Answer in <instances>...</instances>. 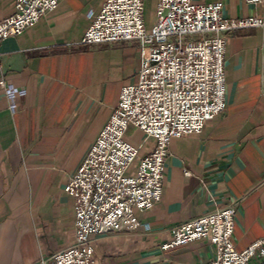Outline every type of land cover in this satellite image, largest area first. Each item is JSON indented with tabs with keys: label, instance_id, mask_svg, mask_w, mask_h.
<instances>
[{
	"label": "crops",
	"instance_id": "obj_1",
	"mask_svg": "<svg viewBox=\"0 0 264 264\" xmlns=\"http://www.w3.org/2000/svg\"><path fill=\"white\" fill-rule=\"evenodd\" d=\"M106 2L61 0L34 27L1 44L0 79L26 95L16 98L13 113L0 87V264H40L75 244V199L65 184L117 107L123 87L137 83L141 63L138 44H81ZM196 3L223 4L227 20L263 14L262 5L246 0ZM15 4L0 0V18L14 15ZM145 21L150 30L152 18L145 15ZM262 42L257 28L228 36L225 111L200 134L171 142L161 202L134 211L141 227L121 224L93 238L94 264H210L215 247L208 241L167 251L161 246L176 226L233 203L235 248L243 251L264 237ZM125 138L140 149L128 171L133 176L156 141L133 126Z\"/></svg>",
	"mask_w": 264,
	"mask_h": 264
},
{
	"label": "built area",
	"instance_id": "obj_2",
	"mask_svg": "<svg viewBox=\"0 0 264 264\" xmlns=\"http://www.w3.org/2000/svg\"><path fill=\"white\" fill-rule=\"evenodd\" d=\"M60 1L16 0V13L0 18V47L55 11ZM145 1L107 0L81 42L86 46L138 44V81L123 87L117 107L65 184L64 191L75 199V244L40 264H94L93 238L121 224L142 226L134 211L145 212L161 202L171 142L200 134L226 109L225 53L228 36L236 31L262 30L264 97V0H246L262 5L263 14L240 20L225 19L221 3L158 0L150 30ZM0 87L14 113L16 98L26 95V90L4 78ZM130 126L156 141L153 153L139 161L133 176L128 171L140 149L125 138ZM236 213L233 203L176 226L161 248L167 251L205 240L215 247L210 264H264V237L243 251L235 248Z\"/></svg>",
	"mask_w": 264,
	"mask_h": 264
},
{
	"label": "rangeland",
	"instance_id": "obj_3",
	"mask_svg": "<svg viewBox=\"0 0 264 264\" xmlns=\"http://www.w3.org/2000/svg\"><path fill=\"white\" fill-rule=\"evenodd\" d=\"M157 0H146L145 1V15L147 18H152V23L154 24L156 21V4ZM152 24V25H153ZM152 25H150V27H152Z\"/></svg>",
	"mask_w": 264,
	"mask_h": 264
}]
</instances>
